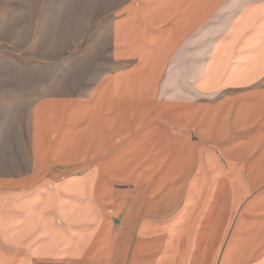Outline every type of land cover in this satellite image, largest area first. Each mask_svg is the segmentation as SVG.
<instances>
[{
	"label": "crops",
	"instance_id": "obj_1",
	"mask_svg": "<svg viewBox=\"0 0 264 264\" xmlns=\"http://www.w3.org/2000/svg\"><path fill=\"white\" fill-rule=\"evenodd\" d=\"M162 1L156 0L153 9L162 6ZM164 1L170 18L165 27H172L178 36L175 45L173 41L167 45L168 53L161 52L164 67L142 72L140 63L105 78L86 100L81 115L87 122L84 162L114 153L111 160L118 156L124 163L109 165V181L132 176L137 186L144 184L148 190L142 197L138 192L137 205L124 206L118 232L102 222L88 226L92 229L90 249L72 255V263L264 264V253L257 256L256 238L243 242L232 224L239 205L264 183V0ZM152 11L145 16L150 25L156 18ZM228 16L229 24L209 49L200 47L204 44L200 31L195 35L198 29L205 30L204 24ZM130 35L129 40L120 38L119 51L135 46L129 43L135 34ZM144 54L146 58L148 52ZM131 72L137 80L133 86L127 78ZM131 88L133 94L127 95L125 91ZM159 125L165 129L162 142L157 137ZM52 129L51 125L44 130ZM147 129L149 141L143 144L142 132ZM57 133L54 141L65 152L70 136L65 140ZM131 136L137 138L128 142ZM146 144L156 155L147 156ZM141 160L146 170L133 173L128 164H142ZM224 162L231 168L230 185L220 190L215 178L216 173L222 174ZM103 175H92L82 189L68 182L67 189L79 190L78 195L94 192L98 182L92 179H101L98 190H107ZM162 185L164 190L156 194ZM257 204H250L251 213L260 208ZM261 208L264 212L263 201ZM85 210L84 214L92 215L89 204ZM260 231L263 236L264 224Z\"/></svg>",
	"mask_w": 264,
	"mask_h": 264
},
{
	"label": "rangeland",
	"instance_id": "obj_2",
	"mask_svg": "<svg viewBox=\"0 0 264 264\" xmlns=\"http://www.w3.org/2000/svg\"><path fill=\"white\" fill-rule=\"evenodd\" d=\"M155 2L0 0V264H76L71 256L90 249L92 229L88 226L102 222L118 232L124 206L137 205L138 192L142 197L148 190L144 184L137 186L132 176L109 181V165L124 163L118 156L111 160L114 153L84 162L87 122L81 115L86 111V100L105 78L140 63L142 72L154 73L164 67L161 52H169L167 45L171 41L175 45L178 36L172 27H165L170 20L166 2L153 9ZM221 8L226 13V7ZM149 10L156 13L154 25L145 19ZM227 18L204 24L205 30L198 29L195 35L200 31L199 36H205L200 37L204 44L200 47L209 49L229 24ZM153 32L159 37L154 38ZM130 34H135L129 42L135 46L119 51L120 38L129 40ZM144 52H148L146 58ZM118 58L124 61L119 63ZM132 73L127 76L131 86L137 81L131 78ZM125 92L133 94V88ZM140 106L147 113L148 109ZM74 117H78L75 122ZM51 125L58 130H44ZM164 130V125H159V142L163 141ZM56 132L65 140L70 136L71 144L65 152L54 141ZM142 133L144 144L149 141V130ZM135 138L131 136L128 142ZM145 146L147 156L156 155L150 144ZM128 166L133 173L146 170L143 163L131 161ZM230 171V165L224 162L222 174L216 173L217 189H228ZM102 174L108 182L107 190H98L103 181L92 179L98 182L96 191L82 195H78L79 190L75 192L87 185L90 177ZM68 182L77 183L79 188L68 190ZM164 188L160 186L156 194ZM255 201L260 208L251 213L250 204ZM262 201L264 183L239 205L232 222L240 240L256 238L257 256L264 253V235H259L264 224ZM88 204L92 215L84 214Z\"/></svg>",
	"mask_w": 264,
	"mask_h": 264
}]
</instances>
